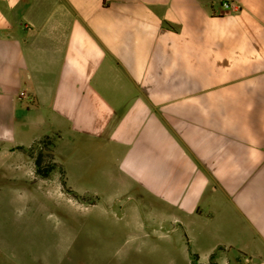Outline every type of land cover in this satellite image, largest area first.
<instances>
[{"label": "crops", "instance_id": "crops-1", "mask_svg": "<svg viewBox=\"0 0 264 264\" xmlns=\"http://www.w3.org/2000/svg\"><path fill=\"white\" fill-rule=\"evenodd\" d=\"M45 138L60 190L101 201L71 250L63 233L51 250L0 239V264H138V241L264 264V0H0L13 178L35 173L24 152ZM94 210L116 221L98 247L80 237Z\"/></svg>", "mask_w": 264, "mask_h": 264}, {"label": "rangeland", "instance_id": "rangeland-1", "mask_svg": "<svg viewBox=\"0 0 264 264\" xmlns=\"http://www.w3.org/2000/svg\"><path fill=\"white\" fill-rule=\"evenodd\" d=\"M52 147L53 138H45L34 143L27 149V153H24L30 156V165L33 168L36 159L40 160V167L43 168L54 164ZM12 164L6 158H0V239L14 240L33 237L36 239V242L32 244L33 248L41 246L45 250H51L53 240L63 233V249L64 251L71 250L68 242L76 237L80 226L85 224L83 215L86 213L83 212L86 207L84 205L101 201V196L75 195L64 187V182H62L61 191L58 169L56 174L54 172L50 175L54 169L50 171L46 180L39 178L36 172L30 177L28 174H22L21 177L13 178L8 170ZM97 181H99L97 184L101 190L106 192L104 196H107L106 200L110 203L111 194L109 192L114 191L115 187L107 180ZM91 214L88 224L90 228H84L80 237L95 236L93 240L95 243L92 245L98 247L100 241H103L102 238L114 233L111 230L116 221L113 220L115 218L106 219L98 210H94ZM115 235H117L116 238H120L117 232ZM41 240L45 241L46 246L41 242L37 245ZM2 245L0 244V247ZM187 245L183 242L138 241V264H199L193 255L190 257L189 254L185 256L183 253L184 248L188 249ZM106 247L108 248L107 244ZM107 248L106 250H110ZM101 261L98 262L101 263ZM110 261L111 264L118 262V260ZM71 262L73 261L70 259H64V264H71ZM207 264H215V259H210Z\"/></svg>", "mask_w": 264, "mask_h": 264}, {"label": "trees", "instance_id": "trees-1", "mask_svg": "<svg viewBox=\"0 0 264 264\" xmlns=\"http://www.w3.org/2000/svg\"><path fill=\"white\" fill-rule=\"evenodd\" d=\"M55 168H56V164L55 163L52 164V165L45 166V167L41 168L40 167V160L39 159L38 160L36 159L34 161V169H35V172H36L37 175H39L42 178L43 177H47L49 175L50 171H52Z\"/></svg>", "mask_w": 264, "mask_h": 264}, {"label": "built area", "instance_id": "built-area-1", "mask_svg": "<svg viewBox=\"0 0 264 264\" xmlns=\"http://www.w3.org/2000/svg\"><path fill=\"white\" fill-rule=\"evenodd\" d=\"M222 6H223L224 8H230V7H231V3H230V2H223V3H222Z\"/></svg>", "mask_w": 264, "mask_h": 264}]
</instances>
